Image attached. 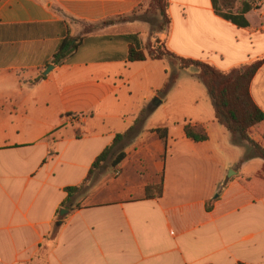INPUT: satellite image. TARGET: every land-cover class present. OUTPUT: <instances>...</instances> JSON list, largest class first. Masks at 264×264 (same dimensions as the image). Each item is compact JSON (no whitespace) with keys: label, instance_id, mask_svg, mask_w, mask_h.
Masks as SVG:
<instances>
[{"label":"crops","instance_id":"crops-1","mask_svg":"<svg viewBox=\"0 0 264 264\" xmlns=\"http://www.w3.org/2000/svg\"><path fill=\"white\" fill-rule=\"evenodd\" d=\"M169 3L171 25L155 31L161 18L156 28L124 21L142 0H0V264H264V161L246 159L251 147L216 121L194 74L186 87L171 60L128 61L133 35L222 72L256 61L264 0L246 27L220 17L212 0ZM110 20L52 64L68 35ZM250 94L264 113V66ZM142 111L125 159L87 183L52 236L65 189L86 181ZM186 123L208 140L188 139ZM164 129L166 139L156 132ZM251 138L264 147V122Z\"/></svg>","mask_w":264,"mask_h":264},{"label":"trees","instance_id":"trees-1","mask_svg":"<svg viewBox=\"0 0 264 264\" xmlns=\"http://www.w3.org/2000/svg\"><path fill=\"white\" fill-rule=\"evenodd\" d=\"M142 1L144 4L148 3L149 11L152 14L161 18V21L157 22V29L165 31L171 25V18L168 14L170 7L169 0ZM212 1L220 17L238 26L246 27L249 23L245 19V14L254 10L259 0ZM136 13L131 17L124 18V21L136 20ZM110 22L114 21L110 20L102 24H108ZM92 33H95V31L84 32L79 37H71L68 35L62 42L59 51L54 55L52 64L56 66L63 65L76 53L82 45L84 38ZM128 39L130 41L129 62L168 59L178 64L179 69L182 71L190 70L191 68L197 69L194 76L207 89L208 95L213 103L216 121L231 133L234 144L247 143L251 147L252 153L246 159L260 158L264 161V147L251 138L253 129L264 122V113L256 106L250 94L251 82L259 69L264 66V57L229 72H222L208 63L177 56L167 48L164 42L160 44L159 40V47L152 46L151 42L143 47L138 36H129ZM177 80L178 73L174 72L162 92L167 93L176 84ZM147 115L146 111H142L135 124L125 134L116 137L114 143L106 148L96 159L86 181L82 185L65 189L68 196L57 211V223L52 231V236L55 237L58 234V222H62L66 218L61 216L60 212L67 210L71 213L75 210V199L86 194L90 188L87 183L98 172H102L108 167L115 168L125 159V147L142 132ZM184 131L186 137L195 143L208 140V134L202 125L186 123ZM156 132L162 139L167 138L166 129L157 130ZM241 182L245 186L248 184L247 181L242 180ZM76 209H80V207L77 206Z\"/></svg>","mask_w":264,"mask_h":264},{"label":"rangeland","instance_id":"rangeland-1","mask_svg":"<svg viewBox=\"0 0 264 264\" xmlns=\"http://www.w3.org/2000/svg\"><path fill=\"white\" fill-rule=\"evenodd\" d=\"M148 3H145L144 5L141 6L140 8V15L136 14V18L137 19H145V20H149L151 22H157L158 19H160V17L158 16H155L154 14H152L150 11H149V7L147 5ZM114 22H110L108 24H99V25H85V28H84V32H89V31H98L100 30L101 28L107 26V25H110V24H113ZM154 27L156 28V24L154 25ZM167 29V28H166ZM158 30L157 28L155 29V31ZM152 46L154 47H159L161 43H163V41H160V44H158V40H154L153 42H151ZM182 75H181V79L180 81H182V83L186 86V87H190L191 84H193L192 82H195L194 79H193V74H195V72H197V69L195 68H191L190 70H184L182 71ZM199 86V88H201V90H205V87L202 83H199L198 81H196ZM101 172H98L94 178L92 179V182H94L98 176L100 175Z\"/></svg>","mask_w":264,"mask_h":264},{"label":"water","instance_id":"water-1","mask_svg":"<svg viewBox=\"0 0 264 264\" xmlns=\"http://www.w3.org/2000/svg\"><path fill=\"white\" fill-rule=\"evenodd\" d=\"M53 68H54L53 66L49 67L48 70H47V72H46V74H48ZM60 214H61V216H65V215L68 214V211H67V210H62V211L60 212ZM61 224H62V222H59V223H58L59 226H60Z\"/></svg>","mask_w":264,"mask_h":264}]
</instances>
